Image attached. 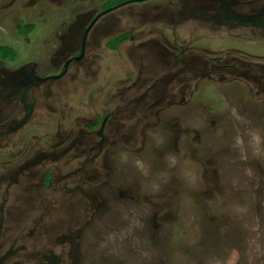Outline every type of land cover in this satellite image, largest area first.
I'll use <instances>...</instances> for the list:
<instances>
[{
	"label": "rangeland",
	"instance_id": "obj_1",
	"mask_svg": "<svg viewBox=\"0 0 264 264\" xmlns=\"http://www.w3.org/2000/svg\"><path fill=\"white\" fill-rule=\"evenodd\" d=\"M104 1L105 10L121 6L102 21L113 23L108 37L100 44L91 41L92 53L71 64L65 78L41 84V95L33 87L31 121L7 143L0 141L4 161L9 151L27 156L67 150L84 136L57 168L48 164L53 169L49 188L22 193L16 203L21 219L3 224L0 245H6L0 254L22 248L25 261L30 249L42 248L37 242L43 232L30 231L31 220L39 217L38 229H52L48 244L67 228L79 231L77 248L69 252L74 264H264V79L250 78L264 76V27L229 29L195 19L181 23L174 36L172 26L180 16H170L171 25L160 30L166 23L150 19L151 13L133 15L144 1L123 7L132 0H0V46L9 47L17 61L6 67L0 62V84L27 70L43 78L39 64L50 59L57 65L45 70L60 74L80 39L68 29L78 16L98 13ZM181 1L152 4L170 11L194 8V0ZM19 20L36 28L20 37ZM120 40L116 51L105 48ZM66 42L72 52L64 56ZM180 45L205 53L183 73L180 66L168 68V57L157 54L170 55ZM212 58L225 68L210 70L205 61ZM3 102L1 125L14 108ZM104 112L112 119L98 151L101 139L88 135L85 125ZM31 171L39 182L41 172ZM3 191L0 185V198ZM84 204L86 212L80 210ZM48 205L53 209H45L44 216L53 211L57 221L42 220L41 207ZM76 212H82L78 222L67 223Z\"/></svg>",
	"mask_w": 264,
	"mask_h": 264
},
{
	"label": "flooded vegetation",
	"instance_id": "obj_2",
	"mask_svg": "<svg viewBox=\"0 0 264 264\" xmlns=\"http://www.w3.org/2000/svg\"><path fill=\"white\" fill-rule=\"evenodd\" d=\"M136 1L137 2L144 1V2L140 3L139 7L136 8V12L133 15L140 17L142 16L141 12L151 13V15H148L150 16V19L152 17V19L154 21L156 20V22L157 20H161V22H163L161 24L163 25L166 23V25L160 28V30L165 29L166 27H169L171 25L170 24L171 19L169 20L170 16L172 17L174 15H179L180 17L175 20V24L172 26L173 29L171 30L174 36L176 31L175 28H177L185 20L196 19L199 21H205L214 24L222 28H229V29L240 28L243 30L250 29L251 31H255L256 29H260L264 27V5H263L264 0H194V3L191 4L194 5V8L190 6L188 7L189 9H186V6L183 5L182 9L174 8L172 11L167 10L165 4L163 6H160L159 4L158 6H153L152 3L155 0H132L131 2H127L125 5H123V7L126 6L127 4ZM259 2H262V4H259ZM142 4H147V5L141 6ZM105 5L106 4L104 1L100 6L99 12L95 13L92 16L90 13L84 12L87 14L78 16V18H76V22L73 23L71 27L68 29L75 31L74 39H77L76 38L77 32L80 33V37H79L80 39H79V43H75V47H74L75 51L73 52H72V43L70 44L69 42H66L69 45L67 47H64L63 44L64 49H62L63 47L61 46L62 47L61 51L64 53V56L67 55L68 52H72L73 54H70L61 63L63 68L60 74H57L55 76L53 75L49 76L50 73H47V71L49 69L50 70L53 69V67L57 65L54 62L55 59L54 60L50 59L46 64L43 65H41V63L39 64L40 75L46 73L45 77L43 78L39 79L38 77L35 76L36 73L28 70L27 72L24 73H22L21 71L16 78L15 77L10 78L9 75L6 76V79L10 78L8 80L9 84L6 85L5 81L3 82V84H0V100L2 101L4 100V102L2 103L4 104V106L13 105L14 108L11 109L12 112H8L7 115L5 116V123H3L2 125L0 124V141L2 140V142L5 141V143H7L10 140L9 136L11 134L14 135L19 133L20 130L26 127L28 122L31 121L30 119L32 118L36 106V101L30 100L31 97L29 96L30 92L34 91L33 87L36 88L35 90L37 91L39 90L37 94L41 95L40 93L41 90L39 87L41 84L47 82H56L65 78L66 74L68 73V68L71 64L72 65L80 64L82 61H84L85 57H87L88 55H90V53H92V50L95 47V45H91V41L92 42L97 41L100 44L103 41V39L108 37L107 35L109 34V32H111L110 30L113 29L111 26L113 23L111 24L102 23V21L104 20V17L106 15L111 14L112 12L119 9L121 6L114 9L105 10ZM80 11L77 10L76 12H80ZM20 23L23 22L19 20V23L17 25H19ZM27 24H33V23H27ZM33 25L35 29L36 26L35 24ZM166 32L168 31L166 30ZM120 35L121 33L116 37ZM69 38L71 40L73 39V32L70 33ZM130 38H131L130 41L133 42L134 38L131 34H130ZM109 43L107 42L105 45V48H107V50H110ZM121 44H119L118 46H120ZM118 46L116 47V49L118 48ZM116 49L113 51H116ZM157 54H159L158 55L159 57L160 56H162L163 58L168 57L165 60L166 61L165 63L168 68L175 69L174 68L175 66L176 67L180 66L178 68V73H183L186 69L191 68L193 66H197V64L195 63L200 61L199 60L201 59L200 55H202V57L205 56L204 52L190 50L189 47L181 46V45L179 49L173 48L172 53L170 54L171 56L161 52H158ZM218 59L212 58L205 61L208 62L207 66L209 67L210 70L216 72V71H221L222 69L225 68V66L221 67L216 65L215 61H218ZM88 60H90V58H88ZM0 62L6 67L7 65H12L17 61L13 63H9L0 60ZM47 68L49 69L45 70ZM253 77L258 80L264 79L263 75L250 76V78ZM8 89H10L11 93L7 95ZM92 97H94V95ZM29 101H31V103H29ZM18 115H21V117L19 121L15 123L16 117ZM111 119H112V113L110 114V112H104L103 116L96 115L95 122L85 125V130L87 131L88 135L92 133V136L95 135L97 137H100L101 143L97 147L98 151L100 150L101 144L104 141L103 132L105 130V127L111 122ZM23 121H24V125L21 126L20 128H17ZM97 128L99 131L94 133V130ZM83 138L84 136L78 138L76 141L72 143L70 148H68L67 150L66 149L63 150L62 148H59L57 150H54L53 152H50L49 154L35 151L32 152V154H30L29 152L26 156V154L24 153H19L18 155H16L13 154L12 151H9L8 152L9 156L5 157L6 154L2 153L3 159L5 157L6 160L3 161L0 159V173H2L0 174V185L4 186L3 196L2 198H0V236H2L3 224L5 223V221H7V224L9 225V223L16 222L15 220L19 222V220L21 219V216L19 214V212L21 211L19 207H16V203L18 202L19 204L22 193H28L27 188L30 187L34 189L39 188V186H43V187L45 186L49 188L52 182L53 169H51L48 166V164L53 163V167H55L63 159V157H66L71 154L72 149L75 148V146L78 143L82 142ZM85 144L88 143L84 142L83 145ZM1 146L4 148V145ZM93 149L94 148L91 147L89 150L91 151ZM82 152L80 153L82 154ZM33 169H38L41 172V179H39L40 180L39 182H37L36 180L37 175L35 173H31L32 172L31 170ZM25 181L32 182V184H27L26 186H24L21 182H25ZM21 188H22L21 192L18 193L17 190ZM63 191L64 190L61 191L60 195L64 193ZM12 192L13 195H10V193ZM67 192L69 194H72L75 198H81V196L79 197V194L82 196L84 195L85 198H88L80 190L78 191L67 190L66 193ZM10 199H12L11 204H8ZM80 201L82 200H79V202ZM25 203L26 204L30 203V201L27 200ZM7 204L9 205L8 207ZM41 205H43L42 202ZM77 206L79 208V206L81 205H77ZM86 207L87 206L84 204V207L80 208V210L86 212L87 211ZM47 208H49V210L53 209V207L50 208L49 205L41 207V209L44 210L42 215L43 217L42 220L57 221L58 218L53 211L52 212L49 211L48 216H44V214L47 213L45 212V209ZM81 213L82 212L77 213V215L75 216L68 215L69 221L67 223L78 222V220L81 217ZM38 218L35 217L33 219L31 218L32 220L31 219L28 220H31L33 225V228L30 231H34V230L38 231L39 235H41L42 234L41 232H43V236L40 237L39 241L37 242V244H41L43 247L37 249L36 248L30 249L31 253L25 257V261H21L22 257H20L19 255V252L25 251V249L22 248L13 249L12 247H8L4 249V252H1L2 254H0L1 256L0 264H23L26 262L30 264H69V262H72L71 264L75 263L73 257L74 252L71 253L69 252L71 250L75 251V248H77L76 245H77V238L79 235V231L77 229L71 230V228H67L64 230L65 233L60 235L58 233L59 236L57 237V239H53V241L50 242L51 244H48L49 242L46 241L47 240L46 236L51 235L52 229L48 228V230H44V231L43 229L40 230V227L38 229V223L39 220H41V218L40 219ZM26 221L27 220H25V223ZM27 224H31V223H27ZM16 227H15L16 230H18V227H20V225L18 226L16 225ZM29 235H33V232H30ZM41 240L42 242H40ZM4 245L6 244L3 243V245H0L1 248H4ZM45 245L47 247H45ZM16 257H19V259L16 260L15 259ZM68 260L69 262L67 263Z\"/></svg>",
	"mask_w": 264,
	"mask_h": 264
},
{
	"label": "trees",
	"instance_id": "obj_3",
	"mask_svg": "<svg viewBox=\"0 0 264 264\" xmlns=\"http://www.w3.org/2000/svg\"><path fill=\"white\" fill-rule=\"evenodd\" d=\"M24 24L23 23H20L19 25L16 26V31L17 33L19 34L20 37H25V36H28L29 34H31L34 30V25L33 24H27V25H24L26 26V29L23 31L22 29V26ZM123 42V40H120L119 42H116L115 44L113 45H110L109 46V49L110 50H115L116 47L121 44ZM13 51L9 48V47H1L0 46V60L4 61V62H9V63H13L15 62V58H13L14 55Z\"/></svg>",
	"mask_w": 264,
	"mask_h": 264
},
{
	"label": "clouds",
	"instance_id": "obj_4",
	"mask_svg": "<svg viewBox=\"0 0 264 264\" xmlns=\"http://www.w3.org/2000/svg\"><path fill=\"white\" fill-rule=\"evenodd\" d=\"M254 139L256 140L257 143H259V136H255Z\"/></svg>",
	"mask_w": 264,
	"mask_h": 264
},
{
	"label": "water",
	"instance_id": "obj_5",
	"mask_svg": "<svg viewBox=\"0 0 264 264\" xmlns=\"http://www.w3.org/2000/svg\"><path fill=\"white\" fill-rule=\"evenodd\" d=\"M108 12V11H107ZM107 12H104V13H107ZM24 125V121L23 122H21V124L17 127V128H20L21 126H23Z\"/></svg>",
	"mask_w": 264,
	"mask_h": 264
},
{
	"label": "bare ground",
	"instance_id": "obj_6",
	"mask_svg": "<svg viewBox=\"0 0 264 264\" xmlns=\"http://www.w3.org/2000/svg\"><path fill=\"white\" fill-rule=\"evenodd\" d=\"M199 148V147H198ZM73 255V254H72Z\"/></svg>",
	"mask_w": 264,
	"mask_h": 264
}]
</instances>
